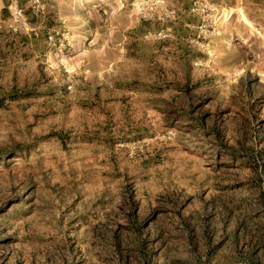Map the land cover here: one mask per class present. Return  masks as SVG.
I'll return each mask as SVG.
<instances>
[{
  "label": "rangeland",
  "instance_id": "rangeland-1",
  "mask_svg": "<svg viewBox=\"0 0 264 264\" xmlns=\"http://www.w3.org/2000/svg\"><path fill=\"white\" fill-rule=\"evenodd\" d=\"M16 2L0 264H264V0Z\"/></svg>",
  "mask_w": 264,
  "mask_h": 264
},
{
  "label": "bare ground",
  "instance_id": "bare-ground-1",
  "mask_svg": "<svg viewBox=\"0 0 264 264\" xmlns=\"http://www.w3.org/2000/svg\"><path fill=\"white\" fill-rule=\"evenodd\" d=\"M233 14H235L236 17L240 21H244L246 23H250L248 18L246 17V15L244 13V11L240 7H237L235 9L223 7L222 10H221L220 23L221 24H227L229 18L231 17L230 15H233Z\"/></svg>",
  "mask_w": 264,
  "mask_h": 264
},
{
  "label": "built area",
  "instance_id": "built-area-1",
  "mask_svg": "<svg viewBox=\"0 0 264 264\" xmlns=\"http://www.w3.org/2000/svg\"><path fill=\"white\" fill-rule=\"evenodd\" d=\"M38 0H33V2H37ZM14 3H15V7L13 9V16H14V19L15 21L17 22H23L24 21V17H23V9L22 7L18 6L17 5V2L16 0H14Z\"/></svg>",
  "mask_w": 264,
  "mask_h": 264
}]
</instances>
